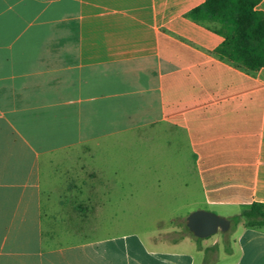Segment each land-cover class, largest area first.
I'll return each mask as SVG.
<instances>
[{"label":"crops","instance_id":"crops-1","mask_svg":"<svg viewBox=\"0 0 264 264\" xmlns=\"http://www.w3.org/2000/svg\"><path fill=\"white\" fill-rule=\"evenodd\" d=\"M202 3L0 0V264H264V226L239 217L264 204V68L213 55L222 37L186 17ZM257 9L264 17V0ZM147 129L141 141H184L200 198L190 212L230 229L47 246L42 158Z\"/></svg>","mask_w":264,"mask_h":264},{"label":"rangeland","instance_id":"rangeland-1","mask_svg":"<svg viewBox=\"0 0 264 264\" xmlns=\"http://www.w3.org/2000/svg\"><path fill=\"white\" fill-rule=\"evenodd\" d=\"M144 133L150 130L42 158L41 213L47 246L136 232L161 231L173 241L187 235L183 220L200 203L192 158L181 138L167 147L161 141H141ZM181 179L190 182L187 190L181 189Z\"/></svg>","mask_w":264,"mask_h":264},{"label":"trees","instance_id":"trees-1","mask_svg":"<svg viewBox=\"0 0 264 264\" xmlns=\"http://www.w3.org/2000/svg\"><path fill=\"white\" fill-rule=\"evenodd\" d=\"M262 0H203V3L186 14L192 22L202 25L223 41L213 51L219 60L246 73L254 74L264 68V17L257 9ZM248 228L264 226V204L253 203L240 216ZM238 218L231 220L232 226ZM181 225L191 238L193 235ZM198 240L197 238H195Z\"/></svg>","mask_w":264,"mask_h":264},{"label":"water","instance_id":"water-1","mask_svg":"<svg viewBox=\"0 0 264 264\" xmlns=\"http://www.w3.org/2000/svg\"><path fill=\"white\" fill-rule=\"evenodd\" d=\"M188 231L197 239H205L217 232L225 233L230 229V222L209 211L196 210L186 217Z\"/></svg>","mask_w":264,"mask_h":264}]
</instances>
